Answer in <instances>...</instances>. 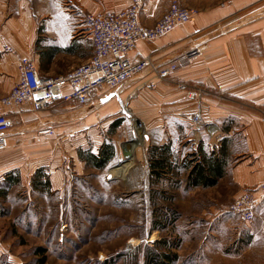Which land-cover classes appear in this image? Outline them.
<instances>
[{"label": "crops", "instance_id": "0c3cea01", "mask_svg": "<svg viewBox=\"0 0 264 264\" xmlns=\"http://www.w3.org/2000/svg\"><path fill=\"white\" fill-rule=\"evenodd\" d=\"M30 1L0 0V97L17 82L23 57L32 59L42 78L49 77V72L42 74V65L49 71L60 58L74 60L75 67L88 61L93 47L81 16L116 11L129 4V0H51L47 9L34 12ZM171 1L143 0L140 23L153 25ZM178 1L189 8L198 7L196 14L151 43L139 41L130 54L132 60L149 57L154 66H164L188 49L198 47L200 55L187 67L178 68L172 82L150 88L147 82L152 75L143 73L118 89L103 88L92 93L83 106L58 102L37 111L29 105L20 110L2 109L11 118L13 127L5 133L7 148L0 152V206H10V198L14 196L30 197L49 190L61 193L66 190L65 176L70 171L78 177L99 171L86 167L78 158L79 149L97 154L103 143H111L114 156L105 168L119 162L123 144L115 145V141L127 138L113 140L108 130L118 119L115 133L127 126L125 116L120 113L122 103H127L133 116L149 126L144 136L148 142L133 163L130 159L115 169V176L109 170V182L129 170L121 185L133 190L137 181L148 185L147 147L169 145L170 165L177 174L167 171L162 179L169 184L186 183L189 168L182 166L185 157L197 153L199 148L216 154L225 143V174L212 187L190 190L215 188L225 179L240 193H253L257 203L253 221L246 223L247 241L249 245L264 247V0H218L209 5L208 0ZM4 47H10L12 52H4ZM58 67L61 74L51 75L52 78L75 68L60 63ZM176 82L185 84V88L179 89ZM191 87L204 90L203 98L196 93L197 88ZM190 92L195 94L194 99L188 98ZM197 111L204 123L216 126L217 137L201 128L197 131L191 128V116ZM45 128L51 129V136L37 134ZM179 135H182L179 143L192 145L190 153L182 158L175 148ZM235 141L241 142L243 156L233 164L232 150L238 145ZM66 156L68 159H64ZM36 172L46 175L43 180L49 182L47 189L33 187ZM220 209L223 206L213 208L212 212L219 213Z\"/></svg>", "mask_w": 264, "mask_h": 264}, {"label": "rangeland", "instance_id": "374dc122", "mask_svg": "<svg viewBox=\"0 0 264 264\" xmlns=\"http://www.w3.org/2000/svg\"><path fill=\"white\" fill-rule=\"evenodd\" d=\"M215 1L208 0V5ZM50 2L31 0L30 4L34 12H40ZM197 8L189 9L197 12ZM58 63L76 66L74 60L63 57L49 71L41 69L42 74H61ZM200 95L203 98L204 90ZM124 119L127 126L121 127L120 133L115 129L111 136L113 140L127 138L115 141V145L132 143L129 148L133 163L148 142L144 136L149 126L135 132L132 120ZM211 125L201 120V129L217 137L218 131L207 130ZM191 128L199 129L194 124ZM175 140L179 158L190 153L192 145L179 143L182 135ZM235 142L238 145L232 150L233 164L243 156L241 142ZM117 163L87 177L68 172L62 194L49 190L30 197L14 196L10 206H0V264H264V247L249 245L246 223L227 211L240 193L231 181L224 179L219 187L211 189L190 190L192 187L186 183L169 184L161 176L149 179L148 185L137 181L133 190L121 185L129 170L109 182V170ZM38 176L42 182L46 178L43 173ZM217 206L223 209L212 212ZM156 221L159 224L153 225ZM237 229L243 232L238 234ZM163 254H174L176 259L167 261L160 256Z\"/></svg>", "mask_w": 264, "mask_h": 264}, {"label": "built area", "instance_id": "2783aa9c", "mask_svg": "<svg viewBox=\"0 0 264 264\" xmlns=\"http://www.w3.org/2000/svg\"><path fill=\"white\" fill-rule=\"evenodd\" d=\"M143 0H129V4L120 10L85 13L81 16L93 47L92 56L85 63L77 66L68 73L58 77L42 78L34 62L23 57L19 63V77L11 90L0 97V152L7 148L5 133L13 127V122L4 109H18L29 105L34 111L44 110L52 103H74L83 106L90 95L103 88L118 89L129 79L151 74L147 86L155 87L159 82L170 83L178 68L187 67L199 55L198 47L185 51L177 60L164 66H154L149 57L132 60L130 54L139 41L153 42L168 33L178 25L186 23L195 11L171 1L161 17L151 26L140 23L139 13ZM4 52L10 53V47H4ZM175 86L184 89L185 84L176 82ZM56 90V96L52 91ZM199 95L201 89H196ZM188 98L194 99L190 92ZM120 113L129 117L133 122V130H144V125L138 121L127 103H122ZM191 122L201 128L199 111L191 116ZM215 125L207 127L211 133ZM38 135L49 137L50 128L37 131ZM256 199L250 191H242L229 205L227 211L239 217L244 223H251L254 218Z\"/></svg>", "mask_w": 264, "mask_h": 264}, {"label": "trees", "instance_id": "16d2710c", "mask_svg": "<svg viewBox=\"0 0 264 264\" xmlns=\"http://www.w3.org/2000/svg\"><path fill=\"white\" fill-rule=\"evenodd\" d=\"M43 69V65H42ZM120 120H116L108 130V133L112 135L117 128ZM224 141L222 140V143ZM78 158L81 159L86 167H91L97 170L104 169L108 163L112 160L114 156V147L111 143H103L97 154H92L90 151H83L79 149L77 151ZM170 146H151L147 149V158H148V168H149V179L157 180L162 174H167L168 172H173V175H176L177 172L174 168L171 167L170 163ZM226 156L227 151L225 143L222 144V147L219 149L218 153L210 152L209 154L198 149L197 153L188 155L183 160V167L189 168L187 174L186 185L188 187H212L217 184L218 179L222 178L225 174L226 166ZM39 172L32 178V185L35 188H47L48 181H41L38 176ZM156 221L153 225H158ZM156 228V227H154ZM156 256V255H155ZM161 257L167 259V261H174L176 255H160Z\"/></svg>", "mask_w": 264, "mask_h": 264}, {"label": "bare ground", "instance_id": "6f19581e", "mask_svg": "<svg viewBox=\"0 0 264 264\" xmlns=\"http://www.w3.org/2000/svg\"><path fill=\"white\" fill-rule=\"evenodd\" d=\"M52 93H53V95L54 96H56V94H57V92H56V90L54 89L53 91H52ZM130 144V143H129ZM129 144H123V152H125V154L129 157V159H131V156H130V154H131V149L129 148ZM130 161V160H129ZM128 161V162H129ZM128 162H126V163H124V164H127ZM122 166V165H121ZM120 166H118V167H113L114 169L112 170H110V174L112 175V176H115L116 175V170L115 169H118Z\"/></svg>", "mask_w": 264, "mask_h": 264}, {"label": "water", "instance_id": "95a60500", "mask_svg": "<svg viewBox=\"0 0 264 264\" xmlns=\"http://www.w3.org/2000/svg\"><path fill=\"white\" fill-rule=\"evenodd\" d=\"M119 159V163H117L115 167L121 166L130 160L129 157L125 154V152L122 153V157L120 156Z\"/></svg>", "mask_w": 264, "mask_h": 264}]
</instances>
